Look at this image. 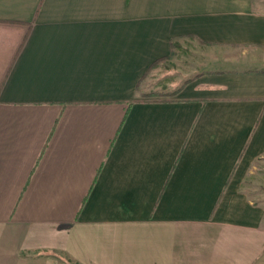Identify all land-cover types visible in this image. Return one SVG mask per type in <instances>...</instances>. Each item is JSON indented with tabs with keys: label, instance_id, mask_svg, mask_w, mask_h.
Returning a JSON list of instances; mask_svg holds the SVG:
<instances>
[{
	"label": "crops",
	"instance_id": "obj_1",
	"mask_svg": "<svg viewBox=\"0 0 264 264\" xmlns=\"http://www.w3.org/2000/svg\"><path fill=\"white\" fill-rule=\"evenodd\" d=\"M261 163L264 0H0V264H264Z\"/></svg>",
	"mask_w": 264,
	"mask_h": 264
},
{
	"label": "rangeland",
	"instance_id": "obj_2",
	"mask_svg": "<svg viewBox=\"0 0 264 264\" xmlns=\"http://www.w3.org/2000/svg\"><path fill=\"white\" fill-rule=\"evenodd\" d=\"M218 54L214 46L207 45L193 37L179 39L171 55L158 59L159 61L152 64L153 66L151 65L152 67L141 79V88L139 89L141 99H166L168 96L175 95V92L177 94L181 89L177 88L183 86L190 79H194L197 74L201 73L200 71L204 70L203 73L219 71L220 67H214V63L208 64L209 60H214L212 58ZM261 164L264 165V163ZM259 192H264V187H261ZM54 254L60 256L59 259L67 264H79L62 252Z\"/></svg>",
	"mask_w": 264,
	"mask_h": 264
},
{
	"label": "trees",
	"instance_id": "obj_3",
	"mask_svg": "<svg viewBox=\"0 0 264 264\" xmlns=\"http://www.w3.org/2000/svg\"><path fill=\"white\" fill-rule=\"evenodd\" d=\"M177 39H178V38H173V39L171 40V45H172V49H173V50H174V47H175V45H176ZM173 50H172V52H173ZM158 61H159V60H157L156 62H154L153 65H154L155 63H157ZM153 65H152V66H153ZM152 66H151V67H152ZM175 94H176V92H175ZM166 99H167V98H166ZM138 100H140V99H137V101H138ZM141 100H143V99H141ZM154 100H155V99H154ZM154 100H152V101H154ZM160 100H165V99H160ZM53 253L60 254V252H58V251H53ZM59 257H60V256H59Z\"/></svg>",
	"mask_w": 264,
	"mask_h": 264
}]
</instances>
